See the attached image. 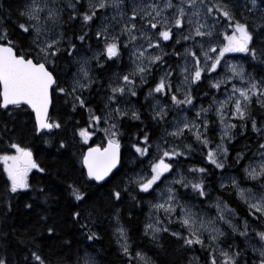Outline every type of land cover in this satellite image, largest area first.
Masks as SVG:
<instances>
[{"label": "snow or ice", "instance_id": "obj_1", "mask_svg": "<svg viewBox=\"0 0 264 264\" xmlns=\"http://www.w3.org/2000/svg\"><path fill=\"white\" fill-rule=\"evenodd\" d=\"M106 221L122 264H264V0H0V264H105Z\"/></svg>", "mask_w": 264, "mask_h": 264}, {"label": "trees", "instance_id": "obj_2", "mask_svg": "<svg viewBox=\"0 0 264 264\" xmlns=\"http://www.w3.org/2000/svg\"><path fill=\"white\" fill-rule=\"evenodd\" d=\"M243 54H239L237 58L239 59L242 57ZM206 103V101H205ZM243 143V141H241ZM130 158V157H129ZM195 162H199L198 158ZM128 167H131V165H128ZM213 183L216 184V178L213 177ZM213 196L221 195L222 198L228 202L229 206L233 209H235L238 213H240V209L238 207V198H236L233 195H229L222 190L220 191H213L212 193ZM147 212V206L144 207L143 212H137L135 216L133 217L130 227L132 228L131 236L132 240L136 242L137 245H140V239H139V228H140V223L138 221L143 220V213ZM122 223L125 225H129V220L127 218V214L125 212L124 217L122 218ZM113 225H109L108 222H105V228L103 232V241L100 244H97V248H102L105 250V264H122L121 259L119 258L117 254V248L115 245V237L112 235V230H113ZM146 249V244L143 245ZM123 264H126V262H123Z\"/></svg>", "mask_w": 264, "mask_h": 264}, {"label": "rangeland", "instance_id": "obj_3", "mask_svg": "<svg viewBox=\"0 0 264 264\" xmlns=\"http://www.w3.org/2000/svg\"><path fill=\"white\" fill-rule=\"evenodd\" d=\"M239 54H232V56H235L236 58H237V56H238ZM231 58V57H230ZM238 59V58H237ZM195 202V201H194ZM230 207V206H229ZM211 212L214 214V212H215V209H212L211 210Z\"/></svg>", "mask_w": 264, "mask_h": 264}, {"label": "flooded vegetation", "instance_id": "obj_4", "mask_svg": "<svg viewBox=\"0 0 264 264\" xmlns=\"http://www.w3.org/2000/svg\"><path fill=\"white\" fill-rule=\"evenodd\" d=\"M217 181V180H216ZM217 183H218V181H217Z\"/></svg>", "mask_w": 264, "mask_h": 264}]
</instances>
